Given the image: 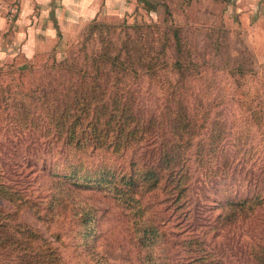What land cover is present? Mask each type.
I'll return each mask as SVG.
<instances>
[{"label":"trees","instance_id":"obj_1","mask_svg":"<svg viewBox=\"0 0 264 264\" xmlns=\"http://www.w3.org/2000/svg\"><path fill=\"white\" fill-rule=\"evenodd\" d=\"M169 34L175 38L176 29L92 20L79 42L80 59H52L50 67L65 69L60 84L66 94L51 99L54 126L48 129L47 144L58 147L54 154L60 162L53 163L59 170L49 175L43 198L46 208L67 211L85 253L66 259L60 251L61 234L45 236L17 221L23 206L38 220L45 215L26 188L0 182V197L10 205L0 208V264H109L94 248L96 208L81 196L86 190L125 210L140 264H235L224 261L209 241L251 215L258 199L225 200L208 223H198L191 205V160L186 156L195 128L181 115L185 101L167 93L161 111L151 114L139 106L136 90L127 81L168 68L176 76L171 87L176 86L184 69L174 41L172 61L164 58ZM87 39L94 43L90 49ZM158 137L163 140L156 141ZM155 193L161 195L158 202L145 201ZM165 209L172 218L161 216ZM247 250L251 264H264V238L249 242Z\"/></svg>","mask_w":264,"mask_h":264},{"label":"rangeland","instance_id":"obj_2","mask_svg":"<svg viewBox=\"0 0 264 264\" xmlns=\"http://www.w3.org/2000/svg\"><path fill=\"white\" fill-rule=\"evenodd\" d=\"M156 4H146L153 10L149 17L143 16L139 6L133 16L107 24L176 29L175 38L168 35L164 58L172 61L174 41L178 64L184 69L182 78L172 88L176 76L168 68H161L153 77L137 76L127 81L136 90L139 106L151 114L161 111V99L167 93L185 101L181 115L190 118L195 128L186 156L191 160V205L199 216L198 223H208L211 212H217L218 203L225 200L258 199L251 215L209 241L224 261L251 264L247 245L264 238V66L257 64L262 54L248 48L244 35L238 32L237 19L224 17L221 0L209 4L207 16L204 8L192 11L186 5L184 18L173 17L172 5L164 1L157 7L158 15ZM85 28L68 37L58 38L55 33L54 46L35 51L23 65L4 67L0 62V182H17L30 197H37L33 203L45 215L43 220L23 206L17 212V221L37 228L45 236L61 234L64 245L60 251L66 259L85 251L80 245L82 240L74 236L67 211L46 208L43 198L49 191V175L59 170V165L53 163L60 162L54 154L56 146L47 144L51 140L48 129L54 126L51 99L66 94L65 90L61 92L60 84L64 67L52 68L50 64L53 58L56 62L62 58L80 59L78 47ZM86 42L88 49L94 46L92 39ZM81 196L96 208L95 251L109 264H140V251L134 244L132 223L125 210L93 190ZM160 198V193H155L145 201L158 202ZM161 206L157 204L156 208ZM9 207L0 197V208ZM170 211L163 210L161 216L172 218Z\"/></svg>","mask_w":264,"mask_h":264},{"label":"crops","instance_id":"obj_3","mask_svg":"<svg viewBox=\"0 0 264 264\" xmlns=\"http://www.w3.org/2000/svg\"><path fill=\"white\" fill-rule=\"evenodd\" d=\"M16 2L18 12L8 22L0 13V62L3 66L16 67L29 61L35 51L49 50L57 38L79 33L92 20L102 18L105 23L133 16L142 6L143 16H151L146 4L158 6L171 4V15L184 18L186 5L190 9L205 10L214 0H4ZM225 18L237 19L241 35L249 49L259 51L257 64L264 66V0H221ZM155 11V10H154ZM169 11V10H168ZM170 12V11H169ZM159 15V14H158ZM100 21V20H99ZM112 24V23H108ZM81 28V29H80ZM80 29V30H79ZM79 30V32H78ZM41 38L37 39V38ZM264 73V72H263Z\"/></svg>","mask_w":264,"mask_h":264},{"label":"built area","instance_id":"obj_4","mask_svg":"<svg viewBox=\"0 0 264 264\" xmlns=\"http://www.w3.org/2000/svg\"><path fill=\"white\" fill-rule=\"evenodd\" d=\"M18 7L16 2L6 3L4 0H0V13L4 16L6 21H12L17 15Z\"/></svg>","mask_w":264,"mask_h":264}]
</instances>
